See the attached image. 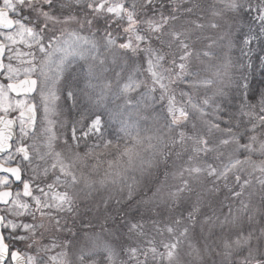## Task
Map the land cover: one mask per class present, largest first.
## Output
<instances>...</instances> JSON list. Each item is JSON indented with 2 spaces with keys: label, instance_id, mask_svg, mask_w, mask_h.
I'll list each match as a JSON object with an SVG mask.
<instances>
[{
  "label": "snow or ice",
  "instance_id": "6c2138e0",
  "mask_svg": "<svg viewBox=\"0 0 264 264\" xmlns=\"http://www.w3.org/2000/svg\"><path fill=\"white\" fill-rule=\"evenodd\" d=\"M0 264H264V0H0Z\"/></svg>",
  "mask_w": 264,
  "mask_h": 264
}]
</instances>
